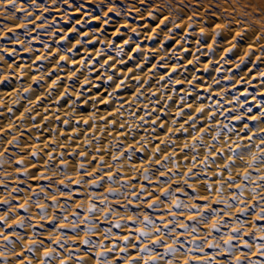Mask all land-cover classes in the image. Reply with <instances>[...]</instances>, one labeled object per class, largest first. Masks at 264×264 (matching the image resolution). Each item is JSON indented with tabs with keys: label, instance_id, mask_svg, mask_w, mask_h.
<instances>
[{
	"label": "clouds",
	"instance_id": "clouds-1",
	"mask_svg": "<svg viewBox=\"0 0 264 264\" xmlns=\"http://www.w3.org/2000/svg\"><path fill=\"white\" fill-rule=\"evenodd\" d=\"M90 2L96 7L90 10V8H86L85 3H80L82 15L80 18H76L70 14L72 0H47V6L37 3V0H28L27 3H22L21 0H0V18L2 21H12L11 24L0 21V41H6V43H0V84L15 80V86L10 91H0V109H3L0 111V116L7 115L8 117L7 123L0 124V128L11 127L12 131L17 133L12 135L6 143L10 144L17 140L20 135L17 125L20 128L39 130V125L35 122L31 124L25 122L31 121L33 115H42L37 111L42 104L56 105L61 110L63 117H66L62 123L71 126L77 134L86 130L80 126L81 124L89 125L85 121L102 120L114 107L112 123L115 122L119 127L123 125L126 134V140L118 142L113 137L105 147L99 143L105 137H98L94 131L90 137L81 142V151L78 153V156L80 154L87 155L83 149L84 144L89 145L92 149L99 148L106 154L111 153V160L106 164L97 163L94 170L86 168L85 172L86 175L98 170L100 175L95 179L103 184V191L110 190L111 196H98L94 191L89 192L91 181L83 182L84 175L78 171V169L86 167L84 162L70 163L67 159L55 160L57 166L49 167L46 170L47 175L43 177L51 181L48 185L51 192L49 193L43 188L38 189L44 198L38 199L34 204L36 208L46 209L44 221L52 220L54 217L56 219L57 230L48 233L52 244L44 245L41 251H36V248L39 247V238L33 231H29L33 229L34 225L25 223L23 229L26 230V237L20 232L13 231L8 233L11 238L5 242V237L0 235V264H45L46 260L49 264H62L65 260L71 261L72 264H75L76 261H80V264H87L85 257L89 253L96 254L101 250L105 252V255L97 256L96 264H105V262L114 264L108 251L112 246L107 245L106 248L101 249V243L113 238L112 229L116 228V224H119L120 230H124L127 225L122 224L121 220L127 221L129 217L135 219V224L139 225L132 228L131 231L149 233L147 236L131 237V239L140 241L136 247L138 261L133 264H140V261H143V264H149V262L151 264H181L182 261L184 264L185 260L190 261L197 258L195 255L197 253L204 254L202 259L204 264H207L209 257L205 253V248H209V244L213 245L211 249L216 250L213 258L225 256L227 253L225 264H237L238 260L240 264H264L260 260L261 257H264V241L258 239L264 236V230L255 224L245 230L249 220L241 219L242 216L250 214L249 204L242 199L245 195L244 190L239 195H235L233 192L228 195L226 193L229 186L224 184L223 194L212 200L200 189V185L207 183V180L197 179L195 183H189L183 176V173L192 169L197 170L194 173L195 176H200L209 167V164L216 166L217 169H223V165L229 164V162L232 165L229 169L231 177L236 176L235 169L237 167L243 169L248 167L255 169L258 173L264 172V163H261L260 160L251 163L253 158L264 156V147H261L264 144V139L261 137L264 135H260L264 132V128L250 129L248 123H244L243 127L238 130L234 127L231 122L244 120L245 114L249 113V108L252 113L253 107L248 106L247 96L241 100L235 92L229 90V85L235 88L233 81L235 75L241 70V66L248 63L246 57L251 59L253 55L249 45L255 46L260 52L257 60L264 57V0H120L119 3L117 0H90ZM54 11L59 14V18L52 15ZM96 12L99 14H95ZM17 13H21V15L18 16ZM94 20L96 23L92 22ZM137 20L139 23L135 22ZM63 25H70V27H63ZM91 25L98 26L91 27ZM17 29L23 31L18 32ZM63 29H67V31L60 35ZM69 33L75 34V38L70 39L72 35ZM93 41H98V43H93ZM247 41L250 43H246ZM37 44L41 47H36ZM37 52L39 55L33 56ZM189 53L191 59H188ZM22 54L26 55V59L23 63H18L23 58ZM233 57L236 58L233 59ZM154 59L155 62H153ZM61 61L64 63L62 64ZM189 65H191L190 68ZM34 69L36 74L32 75ZM224 73H228V75H224ZM260 75L264 76V73H260ZM202 79L207 80L204 92L215 91V96L219 99L214 98L211 94L202 96L197 91ZM177 85L184 86L180 91L179 99H177V92L174 90ZM120 93L128 95L122 97ZM251 95L252 101L255 102L254 106L259 107L260 114L247 118L264 123V119H262L264 118V98L257 99L255 94ZM173 104L176 105L175 108ZM225 105L232 107H225ZM100 106H103V109ZM17 108L19 111L15 110ZM186 108H194L195 112L197 109L204 111L200 113L199 117L193 114L189 117L185 112ZM9 109L12 110L10 114ZM137 112L139 115H136ZM160 113L169 117V120H164ZM182 117H186V119L183 120V123H178V118ZM56 118L54 114L52 119ZM194 118L195 127L193 126ZM201 119L205 121L202 130L198 127V121ZM73 121L76 123L73 124ZM154 121H157L156 130L157 127L160 129L161 125H166L173 135L180 132L185 134L191 132V140L185 139L181 148V150L190 149L185 154V158L191 160L190 165L182 167L173 159L176 155L175 151H166L169 145H174L175 142L165 135L160 139V143L164 145L160 151L162 153L160 159L163 160L165 155L172 159L160 165L163 172L156 171L157 145L150 147L157 139V136L152 134ZM108 125L107 121L103 126L95 123L92 126L95 130L103 133L107 130ZM47 131L58 133L60 130L50 127ZM201 131L204 133L203 136ZM249 131L252 132V135L247 137L248 143L242 142L244 137L241 133ZM140 132L143 134L137 137L136 134ZM256 138L259 140L258 143ZM59 140V135L53 137V142L57 143V152L60 147ZM94 141L97 143L94 144ZM64 143L67 144V141ZM4 144V139H0V149H2L0 158L5 156L4 153L7 150V148H3ZM119 145L123 146L119 147ZM127 149H135L146 154L150 163L141 161L142 167H130L132 161L123 157V153ZM212 149L216 151L214 152ZM217 152L223 154V164L213 159ZM129 156L134 158L136 152L129 151ZM116 157L121 158L120 163L113 162ZM237 157H240L239 161H237ZM26 159L27 157H23L18 160L25 162ZM9 161L2 160L0 162L10 164ZM50 161L51 157L48 156L44 164H49ZM60 163L65 165L63 171L58 170ZM87 163L90 164L91 160H88ZM105 166L107 168L111 166L112 173V169H115L116 173L120 172L122 168L128 169L132 173L138 172L141 180L145 179L144 173L147 171L148 183H152L153 180L159 181L161 175H164L168 179V184L158 187L159 192L165 187H171L172 184H178L183 188L187 183L189 188L196 189V197L190 193L184 196L186 200H182L184 204L182 213H169L177 217L183 215L186 220L189 216H194L192 226L188 227L186 231L179 232L177 229L186 222L176 218V228L171 229L165 235V228L162 224H156L152 216L154 226L151 229L146 228L142 220L148 216V212L144 211L147 205L142 203V199L135 200L138 209L135 213L125 207L129 203L133 204L130 197H135L137 192L133 189L141 188V185L128 183L126 186H122L120 183L122 177H117L111 184L105 183L103 177L107 173L102 171ZM21 171L27 172V167ZM169 173L172 175L169 176ZM176 173H180V175ZM215 173L206 174L214 175ZM76 180L83 182V192L88 199L96 197L100 206L96 208L98 214L96 217L86 214L73 223V220L69 219V215L72 217L74 211L71 210L68 203L62 204L59 197L64 195L70 201L73 191L71 184ZM257 180H264V175L252 176L250 173L247 179L249 184ZM2 182L0 181V183ZM61 182L64 184V189L58 190ZM216 183L220 184L222 181ZM260 187V184H256V187L251 189L255 193L254 198L260 197V193L256 191ZM12 191H15V188ZM175 192L176 189H173L172 194L168 197V203H161L159 207L154 208L153 212H158L161 208L171 209L175 202ZM144 194L147 195V191ZM234 195L235 198L231 199ZM202 196L208 197V204L201 207L199 211H189L193 208L196 199ZM30 197L31 193L21 205L28 203ZM110 197L112 199H109ZM230 199L233 202L231 204L235 206L224 207L229 205ZM260 199L262 200V197ZM7 200L4 199V201ZM47 200H55V207H51V210L46 204ZM213 202L223 205L216 209L215 214L210 211ZM114 203H121L124 212L121 213L114 209L105 217L104 213L108 212ZM242 204L243 206H241ZM256 207L253 205L254 209ZM57 210L62 212L61 216L53 214ZM262 210L264 208H259L255 218L262 213ZM15 212L16 207L8 208V213ZM237 212L241 213L239 218L236 217ZM8 213L0 214V219H3ZM86 213H88L87 209ZM85 217H89L88 223H85ZM112 217L115 219H110ZM208 217L211 219H208L205 224L203 221ZM224 217H231L232 222L221 223ZM32 218L31 215L27 217L30 222ZM97 218H102L103 222L109 225L107 228L99 229L102 239H91L96 235V232H84V236L89 238L84 256L79 254V250L75 254L69 251L68 241L71 237L61 235L59 228H74L77 232H79L81 224H84L86 228H95L94 220ZM41 219L38 216L37 223ZM23 221H25V217L19 216L12 220H6L4 229ZM213 225L219 228V231L216 232L218 235H213ZM156 227L160 228L158 236L155 235ZM193 227H195V234L200 233L198 236L193 234ZM221 228L226 231L221 232ZM4 229H0V232H3ZM202 229H208V231H202ZM234 229L236 231H233ZM250 232L254 233V236H250ZM257 233H259L258 236ZM41 235L43 233H40ZM181 236L186 238L188 247L185 246L184 241L178 240V237ZM244 237H248V239H244ZM117 238L123 240V236ZM153 239H159L161 244H152ZM57 240H61L64 245H67L62 252L57 247H53ZM30 244L32 251L28 252ZM145 245H149V247L145 248ZM168 246H172L176 252L175 256L168 251ZM128 249L129 243L125 242L117 253V256L123 260V264H129L131 260ZM44 250L55 253V255L45 258ZM116 251L117 246L112 248L111 253ZM70 253L71 255H69ZM120 253L123 255L120 256ZM81 257L84 260H81Z\"/></svg>",
	"mask_w": 264,
	"mask_h": 264
},
{
	"label": "bare ground",
	"instance_id": "bare-ground-1",
	"mask_svg": "<svg viewBox=\"0 0 264 264\" xmlns=\"http://www.w3.org/2000/svg\"><path fill=\"white\" fill-rule=\"evenodd\" d=\"M22 3H27L28 0H21ZM85 3L86 4V8H90L94 9L96 6L95 4H92L90 2V0H72V11H71V15L75 16L76 18H80L82 13L81 12H77L76 11V5L80 4V3ZM37 3L43 4L45 6H47V0H37ZM65 8L67 6H64ZM95 14H99V12H96ZM17 15H21V13H17ZM53 16H56L57 18H59V14L57 12H53L52 13ZM0 21H2V18H0ZM3 23H8L11 24L12 21H2ZM136 23H139V21H135ZM39 23V21H38ZM98 25H91V27H97ZM31 27V26H30ZM63 27H70V25H63ZM23 30H18V32H22ZM109 31H111V29H109ZM9 35L11 36V33H9ZM75 38V34H73L70 39H74ZM119 39V38H118ZM0 43H6V41H0ZM246 43H250V41H247ZM36 47H41V45L37 44L35 45ZM63 46V45H61ZM53 47H55V45H53ZM171 47V46H170ZM252 51L254 52V54L251 56L250 61L248 62L246 65H242L241 66V70L238 72V74L235 75V79L234 81L235 83V88H232L231 85H229V90L231 92H235L237 97H239L241 100H243V98L245 96L248 97V101H249V105L250 107H253V111L252 113H246L245 114V118L242 121H232L231 123L234 125V127L238 130L239 128L243 127L244 123H248L249 124V128L250 129H254L255 127H261L264 128V123L261 122H256V121H252L250 119H248L247 117L251 116V115H259L260 111L258 110L259 107L254 106L255 102L252 101V95L251 94H255L257 99H261L264 98V76L260 75V73H264V57H261L260 60H257V57L260 56V52L257 50V48L255 46H253ZM239 54V53H238ZM35 55H39V53H34L33 56ZM22 59L20 61H18V63H23L24 60L26 59V55L22 54ZM236 57H233V59H235ZM11 59V58H9ZM188 59H191V54L189 53L188 55ZM155 62V59L154 61ZM37 63H40L39 61H37ZM131 63V62H130ZM186 63V61H185ZM150 67V65H149ZM32 75H35V69L33 70V72L31 73ZM200 75H204L203 73H199ZM215 75V73H213ZM63 75V74H61ZM224 75H228V73H224ZM55 77L53 76V79ZM23 80V78H22ZM242 81V82H241ZM227 83V82H225ZM207 85V80L206 79H202L200 81V87L197 89V91L202 95H208L211 94L214 98L219 99L218 97L215 96V91H212L211 93H205L204 92V88ZM15 86V80L13 79L11 82H6L3 85H0V91H10L13 87ZM178 86V85H177ZM34 87H36L34 85ZM184 87V86H183ZM39 91V90H38ZM177 92V99H179V95L181 94L180 91H176ZM120 95L123 96H127V93H120ZM207 102V101H205ZM101 109H103V106H100ZM173 107L175 108L176 105L173 104ZM225 107H232L231 105H225ZM185 110H188L187 108ZM38 112L42 113V115H37V122H35L36 124H39V130L36 128H20L19 125H17V129L18 132L20 133V135L18 136V142L14 143L12 145H9L6 143V141L8 139L11 138L12 135H16V132H11V134L6 135L3 139L5 141V144L3 145V148H7V154L0 158V161L2 160H11V164H4L2 162H0V181H3L2 183H0V201H3L4 199H8L10 204H22L24 203L25 198L32 192H38V189L36 188V184L35 182L27 175H19L18 171L21 173H24V171H21L22 169H24L25 167H27V172H30L31 170L34 169H39V171L36 172L37 176H40L41 173H43L44 175H47V171L45 170L44 167V161L48 158V155L46 153L51 152L53 155L56 156V160L59 161L60 160V155L59 153H64L66 155H64V159H67L70 163H73V161L77 162H81L82 161V157L76 155L73 157H69L68 153H79L81 151V142L90 137L94 131H96V135L98 137L100 136H104L105 139L99 141V143L105 147L108 146V142L109 140H111L113 137H115V139L119 142V141H124L126 140V137L123 136L122 134H119L117 132V129H119V125H115V128L112 127V121H113V117H114V107L113 109L110 110V112L112 113L111 117L108 115L105 116V118H108V128L105 132L101 133L97 130H95L93 128V124H98L103 126L104 124V120H99V121H95V122H91L89 123V125L84 126L83 124H81V128H85L86 130L81 132L80 134H77L73 128L71 126H66L62 123V120L66 117H63L62 112L60 109H58L56 107V105H51V106H47L46 104H42L40 106V108L37 109ZM18 114V113H17ZM59 116V120L56 119H52L53 115ZM164 120H169V117L164 116L163 113H160ZM191 114L198 116L199 114L197 112H195V109H191ZM227 114V113H226ZM7 117L4 118V123H7ZM186 119V117H182V118H178V123H183V120ZM218 119H221L218 117ZM264 119V118H262ZM203 122V120H199L198 121V127L199 125ZM25 123L31 124L33 123V121H26ZM76 121H73V124H75ZM53 128V129H59L60 131L57 133L55 131L49 132L47 131L48 128ZM21 133H24L23 137H21ZM157 139H155L152 143V145L150 147L155 146L156 144L160 143V139L163 138L165 135L169 136L175 143L174 145H169V147L166 149V151L171 152V151H175L176 155L173 157V159H175L178 163L181 164V166L183 167L184 165H190L191 164V160L186 159L185 155L181 153V148L185 142V138L183 136H181L179 139L177 138V136L179 135V133H176L175 135H173L171 133V131L168 128H165L163 130V132H160L159 127H157ZM143 134L142 132L137 133V137L139 135ZM55 135H59V143H60V147L58 152L56 151L57 149V143L53 142V137ZM241 135L244 137V140L242 142L244 143H248L247 137L249 135H252V132H246L245 133H241ZM260 135H264V132H262ZM185 136H187L188 140H191V136L188 134H185ZM69 137H71V139H69ZM78 137V138H77ZM130 139V138H127ZM67 141V144H65L64 142ZM256 142L258 143L259 140L258 138H256ZM94 144H96L97 142L94 141ZM164 148V146H162ZM83 149L86 150L90 153V155L87 156L86 160H83V162L86 164V166L88 165L87 161L91 160V162L93 160L96 161L95 164H93L92 167H90V170H94L97 163L101 164V160L100 157L103 156V164H106V162L111 160V153H105V152H101L99 150V148L96 149H92L89 147V145L84 144L83 145ZM2 150V149H0ZM33 151H38L39 155L37 157V160L39 161L38 163L34 162L31 159L30 154ZM113 151H115V149H113ZM202 154V153H201ZM146 155V154H145ZM159 158L162 155V153H159ZM147 156V155H146ZM23 157H27V159L25 160V162L23 163V165H16L15 161L18 159H21ZM135 159V157L133 158ZM74 162V163H75ZM115 163H120V161L115 162ZM219 163V161H218ZM141 161H137L135 163V167L136 168H140L141 166ZM133 166L130 162V167ZM69 171H71L72 169H68ZM107 167L105 166L102 171H106ZM186 170V169H185ZM113 173H115V169H112ZM195 171H197L195 169ZM244 171L243 168L237 167L235 169V175L239 176L240 173H242ZM252 176H257V175H264V172H257L255 169H250L249 170ZM211 172H220L224 178L225 181L228 180L229 177V171H224L223 169H217L216 166L209 164V167L205 170V172H202L200 174V177H202V179H207L208 182L212 183L213 182V178L214 175H209L206 173H211ZM120 177H122L125 180H128L129 183L133 184V185H141L144 184L146 188H148L149 190H153L155 191L157 194H159V191L157 190L158 187L156 186V181L153 180L152 183H148L145 182L144 180L139 179V173H132L130 172L128 169H121L120 171ZM132 177H138L137 180L133 181L131 180ZM195 180V177H193L192 179L189 180V183H193L192 181ZM218 181V180H217ZM216 181V182H217ZM47 181H41V183H46ZM213 183V188H215L218 183ZM236 183H243L245 185L244 188V197L242 198L243 201L245 203H248L249 205H252L254 202H259L257 207L255 209L250 210V214L247 216H242L241 219H247L249 221H251V224H247L245 226V230L247 228H250L252 226V224L257 225V221L255 219V215L256 212L259 211V208H264V201H262L260 199V197H264V180H257L252 184H249L248 181L243 180L242 176L238 179H236ZM256 184H260V188H257L256 191L260 193V197L258 198H254L255 197V193H253L251 191L252 188L256 187ZM14 188H20L21 189V194H14L13 193V189ZM137 192H140L141 188L137 187L135 189ZM93 189H89V192H93ZM101 191H103V189H101ZM203 194H207L210 199L214 200L217 199V194L213 191L212 193H206L203 190H201ZM233 191H235V188L233 187L232 189H227V193L228 195H230ZM146 196V194H144ZM12 197H15V199H12ZM43 194L41 193L39 198H32L28 200L27 203V207H28V212L24 213L19 211L18 209H16L15 213H12V218H10L9 220H12L14 218H16L17 216L19 217H28L29 215H31L33 218L31 220V223L34 226H37L41 223V221H39V223H37V218H38V208H36L34 206L35 202L38 199H43ZM133 200V204L131 206V208L129 209L130 211H135L136 208V204H135V197H130ZM109 199H112L111 197ZM143 199V197H142ZM182 200H186V198L184 196H181ZM60 202L63 203H68L71 207L72 211H76V205L79 204L81 205L80 211L82 212V216L88 214L86 213V209L88 208V205L90 203H92V201H90L87 197V195L83 192V191H79V192H74L73 194V199L72 200H68L66 196L64 197H59ZM47 203L51 204V200H47ZM209 202V201H208ZM231 203H233L230 200ZM121 203H123L121 201ZM121 203H114L112 204V207L115 206L116 210L118 212L123 213L124 209L122 210ZM97 206L99 205V201H96ZM243 206V204L241 205ZM218 207H223V205H218ZM163 209H167V208H163ZM49 210H51V207H49ZM144 211H148L147 208L144 209ZM3 211L0 210V214H2ZM54 215L57 216H61L62 212L60 210H57L55 213H53ZM152 216L154 217V222L159 223L158 220V216L161 214L160 211L158 212H153L151 213ZM69 219H72L71 215H69ZM112 220L115 219V217L110 218ZM177 219L179 220H184L186 223L188 222L186 220L185 217H183V219L181 217H177ZM234 219V218H233ZM101 221V228H107L109 225L103 222V219H100ZM229 223L232 222L231 219L227 220ZM45 224V230L42 231L43 235H41V239H45V245L48 244V241L50 240L48 238V231H47V221L43 222ZM122 224H126L127 227L124 230H120V229H116L113 228L112 232H113V238L111 240H104L103 242L105 244H107L109 247L113 246V244H115L117 246V251L110 253L109 257L113 259L114 264H118V262H120V264H123V260L120 259L119 256H117V253L119 252L120 247H123L124 245V241L118 239V236H130V237H135L138 236V233L131 231L132 228L134 227H138L139 225L136 224H132L130 222L125 221V220H121ZM5 231H7V228L4 229ZM37 231H41L39 228H36ZM13 231L16 232H20V233H25L26 230L24 229H14ZM29 231H33V230H29ZM177 231L182 232L181 229H177ZM202 231H208V229H202ZM226 231V229L221 228V232ZM64 232L68 233V236L71 237V239L68 241L69 244V251L73 252V254L76 253L77 250H79V254L81 256H84L85 253V248H87V246L85 245H81L79 243V239L84 237V232L82 230H79V236L71 233L70 228H65ZM200 233H197L195 235H199ZM54 235V233H53ZM213 235H218V233L213 231ZM259 235V233H257V236ZM14 239V238H13ZM93 240H101V234L99 232L96 233V235H94L92 237ZM244 239H248V237H244ZM181 241L185 242V246L188 247L189 245L186 242V238L184 236H181ZM198 242V241H197ZM129 243V249L128 252L131 253V256H136V252H137V248H133L131 247L132 244H139L140 241L139 240H135V239H131ZM53 247H55V245H53ZM59 250V249H58ZM242 251L244 249H241ZM160 251H163V249H160ZM215 249H210V248H205V253H207L209 259H211L212 264H225L226 261V257L225 256H215L213 258V254L215 253ZM30 255V254H29ZM123 253H120V256H122ZM192 255V254H190ZM197 258H193L190 260V264H204V260L202 259L204 254L201 253H197L195 254ZM94 253H89V255L87 257H85V259L87 260V264H96V259L97 258H90L93 257ZM130 256V257H131ZM254 259L256 257H253ZM260 260L262 262H264V257H261ZM68 264H72L71 261H68ZM140 264H143V261H140ZM182 264V261H181Z\"/></svg>",
	"mask_w": 264,
	"mask_h": 264
},
{
	"label": "snow or ice",
	"instance_id": "snow-or-ice-1",
	"mask_svg": "<svg viewBox=\"0 0 264 264\" xmlns=\"http://www.w3.org/2000/svg\"><path fill=\"white\" fill-rule=\"evenodd\" d=\"M120 0H117V3H119ZM76 11L77 12H80L81 11V8H80V4L76 5ZM111 15V14H110ZM93 23H96V21H92ZM18 30H22V29H17ZM64 31H67V29H63L60 33V35H63V32ZM69 35H72V33H69ZM86 42V41H85ZM55 43V42H54ZM93 43H98V41H93ZM159 43V41H158ZM47 47V46H46ZM249 49L250 51H252L253 49V46L252 45H249ZM50 51V49H49ZM252 54H254V52L252 51ZM246 59L248 60V62H251L250 61V58L246 57ZM61 63L63 64L64 62L61 61ZM189 68L191 67V65L188 66ZM175 71V70H174ZM242 82V81H241ZM6 83V82H5ZM236 82L233 81V84H235ZM0 85H3V84H0ZM183 89V85H178V86H175L174 90L175 91H181ZM130 94V93H129ZM193 100H195V97H193ZM16 111H19V109H15ZM259 110V109H258ZM0 111H3V109H0ZM11 109H9V114L11 113ZM204 110L203 109H197V113L200 115L201 112H203ZM186 114L191 117V109L189 108L188 110H185ZM249 113H251V108H249ZM112 113L109 112V116L111 117ZM136 115H139V113L137 112ZM199 115L197 117H199ZM6 116H0V124H3L4 122V118H6ZM8 118V117H7ZM57 120H59V116H57ZM102 120H104V122H107L108 121V118H102ZM31 121L33 122H37V115H33L31 116ZM86 124H89L90 122L89 121H85ZM157 123V121H154L153 122V135H157V130L155 129V124ZM204 123L205 121H203L200 125H199V128L202 130L204 128ZM38 124V123H37ZM39 125V124H38ZM115 125L116 123L113 122L112 123V127L115 128ZM193 126L195 127V118L193 119ZM166 128V125H161L160 127V132H163V130ZM18 130V129H17ZM12 132V128L11 127H8V128H0V139H3L6 135L8 134H11ZM117 132L119 134H122L123 136L126 137V134L124 133V126L121 125L119 127V129H117ZM245 135H246V132H244ZM188 135H191V132L187 133ZM24 135V133H21V137L22 138ZM201 135L203 136L204 133L203 131H201ZM181 136H183L185 139H187V136H185V133L183 132H180L179 135L177 136V138L179 139ZM243 137V136H242ZM78 138V137H77ZM133 139H135V137H133ZM261 139H264V136L261 137ZM18 142V138L17 140H14L12 141L9 145H12L14 143H17ZM157 147H156V160H157V164H156V171H161L163 172V169L160 167L161 164L163 163H167L170 159H172L171 157L165 155V157L163 158V160H161L159 158V153L160 151L163 149L162 146H164L163 144L161 143H158L156 144ZM123 145H119V147H122ZM147 147V146H146ZM261 147H264V144L261 145ZM7 151L8 149L5 151L4 155L7 154ZM129 151H135L136 152V156H135V159H133L132 157L129 156ZM188 151H190V149H183L181 150V153L182 154H186ZM212 151H216L215 149H212ZM85 152L87 153V155H84V154H80V157H82V161L81 163H83V160H86L87 159V156L90 155V153L87 151V149L85 150ZM48 156L51 157V161L49 164H44V167H45V170H47L49 167H53V166H57L55 164V160H56V156L53 155L52 153H46ZM39 155V152L38 151H33L30 156H31V159L38 163L39 161L37 160V157ZM78 155V153H68V156L69 157H73V156H76ZM222 156L223 154L222 153H219L217 152L216 153V156L213 157L214 160H217L219 161L220 164H223V159H222ZM123 157L124 158H127L129 160L132 161V164L133 166H135V163L137 161H144L146 163H150V161H148V157L142 153V152H139V151H136L135 149H127L125 150V152L123 153ZM121 158L120 157H116L114 158V163L115 162H118ZM64 160V153H61L60 154V161H63ZM240 160V157H237V161ZM256 160H260L261 163H264V156L262 157H255L253 158V160L251 161V163H256ZM75 161H73L74 163ZM9 163L11 164V160L9 161ZM16 165H23V161L22 160H16L15 161ZM96 161L93 160L90 164H88L86 167H83V168H80L78 169L79 173L81 175H84V181L83 182H88V181H91V183L89 184V189H93L94 192L99 196V195H103V196H111V192L110 190H104V191H101V189H103V184H101V182L99 180H96L95 177L99 176L100 175V172L97 170V171H93V172H90V173H87L85 175V172H86V168H90L93 166V164H95ZM101 164H103V156H101ZM143 166V165H141ZM231 162H229V164H224L223 165V170L224 171H229L230 167H231ZM65 169V165L63 163H60L58 165V170H61L63 171ZM250 168L248 167H245L244 168V171L242 173L239 174V176H235V177H231L229 176L228 177V180L225 181L222 174L220 172H216L214 174V178H213V182L210 183V182H207V183H204V184H201L200 185V189L203 190L204 192L206 193H212L213 191L217 194V197L221 196L223 194V186L224 184H227L229 186V189H232L233 187L235 188V191H233V193L235 195H239L245 188V185L244 184H236L235 181L236 179L240 178L242 176V178L247 181L249 175H250ZM39 171V169H34V170H31L30 172H24V173H21L18 171V174L19 175H27L29 176L36 184V188L37 189H40V188H43L47 191H49V193L51 192V189L48 188V185L49 183L51 182L50 180H47V179H44L43 177L45 176L43 173H41L40 176H37L36 175V172ZM107 174L103 177V180L105 183H113L115 182L116 178L117 177H120V172H116V173H112L111 172V166H109L107 168V170L105 171ZM195 173V169H192L188 172H185L183 173V176H184V179L189 181L190 179H192L193 177H195V180H193L192 182L195 183L197 179H202V177L200 176H195L194 175ZM177 175H180V173H176ZM169 176L172 175V173H169L168 174ZM144 176H145V179L144 181L145 182H148V174H147V171L144 173ZM138 177H132L131 180L135 181L137 180ZM204 180H207V179H204ZM222 181V183L218 184L215 188H213V183H215L216 181ZM41 181H47L46 183H41ZM82 181L80 180H76V181H73L72 184H71V189L73 190L72 191V196H71V200L73 199V194L74 192H79V191H83V188H82ZM120 183L122 186H126L129 181L128 180H125V179H121L120 180ZM156 186L157 187H160L162 184L163 185H167L168 184V179L164 176V175H161L160 177V180L159 181H156ZM64 189V184L63 182L60 183L59 187H58V190H62ZM173 189H176V192H175V202L173 203L172 205V208L171 209H163L161 208L160 209V215L158 216V220H159V223H156V224H162V226L165 228V235L168 234V231H170L171 229L173 228H176V224H175V220L177 218L176 215H171L169 214L170 212L172 213H177V214H180L183 212L184 210V204L182 203V199H181V196H186L187 194H191L193 197H196L197 196V190L196 189H192V188H189L188 187V184H184L183 188H181L180 185L178 184H172L171 187H165L163 188L159 194H157L155 191L153 190H150L148 188L145 187L144 184H141V190L140 192H136V195H135V199H138V200H141L142 197V203L147 205V212H148V216H146L143 220H142V223L143 225L146 227V228H149L151 229L153 226H154V223H153V219H152V214L153 213V210L154 208H157L159 207V205L161 203H168V197L169 195L172 194L173 192ZM133 191H135V189H133ZM147 191V195L145 196L144 193ZM14 194H21V189L20 188H15V191H13ZM40 192H32V195L30 197V199L32 198H39L40 196ZM235 195L231 198V199H234L235 198ZM61 197H64V195H61ZM230 199V200H231ZM90 201H92V203H90L88 205V208H87V211L88 213L90 214L91 217H96L98 214L96 213V208H97V204H96V197H92L91 199H89ZM262 200H264V197H262ZM259 202H254L252 205H249L248 206V210L250 212V210L254 209L253 208V205H258ZM47 206L48 207H55V200H52L51 201V204L47 203ZM208 204V197L207 196H202L198 199H196V202L195 204L193 205V208L192 209H189V211H199V209L201 207H205L206 205ZM16 207V209H18L19 211L21 212H24V213H27L28 212V207H27V203L26 204H10L9 201H0V210L3 211V213H8V208L9 207ZM132 204L129 203L128 205H126L125 207L127 208H131ZM227 206H235L234 204H231V202L229 201V205H225L224 207H227ZM121 207V206H120ZM80 208H81V205L77 204L76 205V211H74L73 215H72V220H73V223L76 222V220L81 217L83 214L82 212L80 211ZM122 210L124 209V207H121ZM219 208L218 207V204H216L215 202L212 203V207L210 209V211L213 212V214H215V211L216 209ZM114 209H116L115 206L109 208L108 212H105L104 213V216H108L111 211H113ZM138 211V209H136L135 211H133L134 213ZM38 215L42 218L41 219V223L37 226H34L33 227V233L35 235L38 236L39 238V247L36 248V251H41V249L44 247L45 245V239H41L40 237V233H42L43 230H45V224L43 223L44 222V219L43 217L46 215V209L43 208V207H38ZM221 215H223V213H221ZM241 216V213L240 212H237L236 213V217L239 218ZM179 217H181L183 219V215H179ZM10 218H12V213H8L6 216L3 217V219H0V229H4V224H5V221L6 220H9ZM67 219V218H65ZM193 219H195L194 216H189L187 218V223H185L184 225H182L179 229L183 231H186L188 229V227H191L192 226V221ZM208 219H211V217H208L206 218L203 222L205 224H207L208 222ZM228 219H231V217H224V220L221 222V223H224V222H227ZM256 221L258 222L257 223V227L258 228H261L262 230H264V210H262V213L257 216L256 218ZM89 222V217H85V223H88ZM95 224H96V227L95 228H86L84 226V224H81L79 226L80 230H82L83 232L87 233L89 231H92V232H99V229L101 228V221L100 219H95L94 220ZM128 222L132 223V224H135V219H133L132 217H129L128 219ZM25 223H31L30 221H28L27 219V216L25 217V221L23 222H19L17 224H13V225H10L8 228H7V231H3V232H0V235H3L5 237V242H7V239H10L11 237L8 236V233H11L13 232L14 229H23L24 228V225ZM249 224H251V221H249ZM116 229H119V224H116L115 225ZM36 228H39L41 231H37ZM64 229L65 227H60L59 228V231L61 233V235H64V236H67L68 233L67 232H64ZM57 230V222H56V219L55 217L52 219V220H47V231L48 232H53ZM71 233L79 236V233L77 232L76 229H70ZM212 231L214 232H218L219 231V228L216 226V225H213L212 227ZM233 231H236L235 229ZM159 232H160V228L159 227H156V231H155V235H159ZM149 233L148 232H144V231H140L138 233V235L140 236H147ZM193 234H195V227H193ZM23 235L26 237L27 233H23ZM105 235H107V233H105ZM250 236H254V233H249ZM92 239V238H91ZM258 239H260L261 241H264V236H261L259 237ZM88 240L89 238L85 235L83 238H80L79 239V243L81 245H85L87 246L88 245ZM178 240H181V237H178ZM123 241L124 242H130L131 241V237L130 236H123ZM48 244H52V241L49 240L48 241ZM152 244H156V245H159L161 244V241L159 239H153L152 240ZM67 245H64L63 242L61 240H57L55 242V247H57L59 249V251H63V248L66 247ZM138 245L137 244H134L133 245V248H136ZM107 247V244H105L104 242L101 243V249H104ZM116 245L113 244L112 248H115ZM149 247V245H145V248ZM202 247V245H201ZM210 249L213 247L212 244H209L208 246ZM112 248H109L108 251L111 253L112 252ZM87 250V248H85V251ZM32 251V245L30 244L29 245V249H28V252H31ZM141 251H144V249H141ZM168 251L171 252V254L173 256L176 255V252L173 250L172 246H168ZM55 253H51L50 251L48 250H44L43 252V256L45 258L49 257V256H54ZM71 255V253L69 254ZM105 255V252L103 250H101L99 253H96L94 254L93 257H90V258H97V256H100V257H103ZM129 256H131V253H129ZM225 256H227V253L225 254ZM58 259V257H57ZM155 259V258H153ZM81 260H84L83 257H81ZM138 261V257L137 256H131V260L129 261V264H133V262H137ZM45 264H49V262L46 260L45 261ZM62 264H68V260H65L62 262ZM75 264H80V261H76ZM106 264V262H105ZM118 264H120V262H118ZM149 264H151V262H149ZM184 264H190V261L189 260H185L184 261ZM207 264H211V259H208L207 261ZM237 264H240L239 260L237 261Z\"/></svg>",
	"mask_w": 264,
	"mask_h": 264
}]
</instances>
